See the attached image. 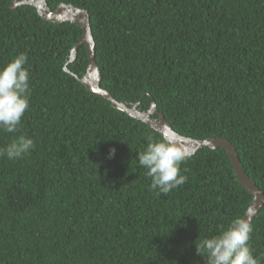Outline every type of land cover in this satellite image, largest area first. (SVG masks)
Listing matches in <instances>:
<instances>
[{
  "label": "trees",
  "instance_id": "obj_1",
  "mask_svg": "<svg viewBox=\"0 0 264 264\" xmlns=\"http://www.w3.org/2000/svg\"><path fill=\"white\" fill-rule=\"evenodd\" d=\"M11 2L0 0V66L25 53L31 96L0 147L20 134L35 147L0 157V264H205L195 241L252 199L225 149L197 150L185 184L149 191L136 156L162 135L74 77L88 63L83 45L68 62L78 25ZM60 3L88 12L101 88L140 111L154 102L179 135L227 139L264 194V0H46ZM250 224L264 258V204Z\"/></svg>",
  "mask_w": 264,
  "mask_h": 264
},
{
  "label": "clouds",
  "instance_id": "obj_2",
  "mask_svg": "<svg viewBox=\"0 0 264 264\" xmlns=\"http://www.w3.org/2000/svg\"><path fill=\"white\" fill-rule=\"evenodd\" d=\"M27 56L21 52L8 63L0 66V131L15 133L21 119L30 106L31 89L29 71L23 67ZM35 147L32 138L18 135L4 147L0 157L15 161L30 153ZM116 149L109 148L106 158L112 159ZM138 166L144 168L150 178L148 190L157 196L167 195L188 180L181 174V164L186 161L184 151L162 137L155 140L148 137L143 150L137 153ZM253 229L247 218L236 217L227 227L210 237L195 241L196 252L205 264H261L262 259L254 257L249 247Z\"/></svg>",
  "mask_w": 264,
  "mask_h": 264
},
{
  "label": "water",
  "instance_id": "obj_3",
  "mask_svg": "<svg viewBox=\"0 0 264 264\" xmlns=\"http://www.w3.org/2000/svg\"><path fill=\"white\" fill-rule=\"evenodd\" d=\"M19 5L34 6L38 15L44 21L52 23L70 21L80 27L81 37L71 49L68 62L74 60L77 49L83 45L88 60L86 72L81 77L73 75L89 92L102 97L117 109L127 113L129 116L144 122L150 128L162 135V137L181 148L186 156L193 155L197 150L203 147H209L212 149L218 147L224 148L239 184L252 196V199L242 216V218H247L250 223L252 222L264 204V194L244 172L240 165L236 149L227 139L222 137H208L203 140H196L179 135L172 129L170 123L165 119L163 113L157 109L154 102H151L148 110L140 111L138 109L139 102L134 103L129 107L114 99L108 90L101 88V76L98 65L95 61V41L91 32L89 15L85 9L75 7L71 4L60 3L55 10H51L46 4V0H12L10 7L15 9ZM64 70L70 73L66 67H64ZM154 115L156 117H154Z\"/></svg>",
  "mask_w": 264,
  "mask_h": 264
}]
</instances>
